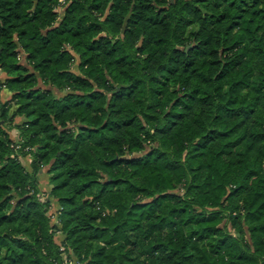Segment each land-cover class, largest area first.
<instances>
[{"label": "trees", "instance_id": "obj_1", "mask_svg": "<svg viewBox=\"0 0 264 264\" xmlns=\"http://www.w3.org/2000/svg\"><path fill=\"white\" fill-rule=\"evenodd\" d=\"M0 72V264H264V0H0Z\"/></svg>", "mask_w": 264, "mask_h": 264}, {"label": "rangeland", "instance_id": "obj_2", "mask_svg": "<svg viewBox=\"0 0 264 264\" xmlns=\"http://www.w3.org/2000/svg\"><path fill=\"white\" fill-rule=\"evenodd\" d=\"M62 6H59L56 8V12H57V15H58V20L60 19V17L62 16ZM72 71L77 73V63H74L72 65ZM5 79V74L0 72V80H3ZM10 99V94H8L5 90H1L0 91V101L1 102H5L7 100ZM15 107H12L10 110H9V115H11V113L14 111ZM23 122V119L19 116L17 117H14L12 118V121L11 123H8L6 124V130H7V133L10 137L11 140H14V142L18 139L19 137V129L17 128L18 125H21ZM10 124V125H9ZM18 160L21 161V163L23 164V166L25 167V169L30 172L31 169H30V162H31V159L29 157H23L21 155H18ZM38 180H39V189H40V194H41V198L44 199L46 197V194L49 192L50 190V187H49V175L47 174V170L46 169H43L42 170V173L38 175ZM57 210V207L55 205H52L49 212H48V215H50V218H51V224L53 225H57V220H56V216H55V212ZM62 239H63V235L59 232L55 233V237H54V240L57 244H60L62 242Z\"/></svg>", "mask_w": 264, "mask_h": 264}]
</instances>
